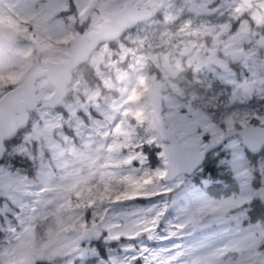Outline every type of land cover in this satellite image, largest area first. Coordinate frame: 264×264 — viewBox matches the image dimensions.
Returning a JSON list of instances; mask_svg holds the SVG:
<instances>
[{"label": "snow or ice", "instance_id": "obj_1", "mask_svg": "<svg viewBox=\"0 0 264 264\" xmlns=\"http://www.w3.org/2000/svg\"><path fill=\"white\" fill-rule=\"evenodd\" d=\"M243 4L248 10L233 0H185L179 13L187 8L189 17H221L222 22L208 19L201 25L216 35L241 33L247 30L245 25L264 29V0H256L260 9L256 12L251 11V0H243ZM174 11L170 0L167 10L161 0H0V45L19 36L30 51H45L61 43V37L74 36L90 47L111 51L112 39L118 40L133 25L147 17L167 21ZM233 22L238 26L234 28ZM185 23L192 21L189 18ZM260 35L264 37V32ZM130 39L144 43L139 35ZM118 48L126 46L120 43ZM75 51L73 48L71 54ZM14 76L0 72V264H37L45 259L50 264H76L77 258L92 252L82 242L105 233L106 241L123 237L139 243L126 246L129 255L111 264H264V225L241 227L244 199L200 202L193 197L190 205L180 204L188 189L178 170L197 161L196 149L206 134L211 133L212 143L225 136L214 124H193L185 137L187 143L169 147L163 140L184 130L178 122L164 120L160 132L144 138L163 148V166L145 170V158L139 151L142 145L135 139L139 127H132L131 120L121 122L118 117L111 125L98 122L90 109H99V105L90 102L58 111L52 93L23 87ZM240 87L246 93L256 88L247 82ZM118 126L127 128L124 136L111 134ZM227 127L229 134L234 132L231 122ZM247 127V120L240 121L239 129ZM21 129L23 135L14 140ZM101 141L108 146L111 155L107 159L112 161L101 186L95 192L89 189L86 195L76 192L74 200L61 195L64 177L59 172L77 143L88 147ZM189 147L190 154L186 153ZM14 157L35 163L38 179L12 171L7 161ZM133 161H139L141 168H133ZM237 174L248 177L249 171ZM145 180L150 183L143 184ZM138 199L148 200L150 205L132 209L123 203ZM170 207L177 211L171 221L167 219ZM165 227L167 233L161 234ZM166 239L174 242L159 249L141 242Z\"/></svg>", "mask_w": 264, "mask_h": 264}, {"label": "rangeland", "instance_id": "obj_2", "mask_svg": "<svg viewBox=\"0 0 264 264\" xmlns=\"http://www.w3.org/2000/svg\"><path fill=\"white\" fill-rule=\"evenodd\" d=\"M156 25V21L152 19L136 26V28L123 34L121 41L119 39V42L111 48V51L101 48L94 50L85 64V68L89 70L90 74L84 75L83 70L85 69L74 70L70 84L66 87V95L62 99L60 106L56 108L58 111H63V107H73L81 103L90 102L94 105H99V109L95 106L90 109L93 119L98 122H106L111 125L113 119H118V117L121 122L131 120L132 127H139L136 129L135 139L142 145L139 151L143 153L145 158L143 168L153 171L163 166V160L160 155L163 148L155 143L148 144L144 140L147 135H154L148 125L149 108L147 106L146 93L156 79L157 50L163 40L162 38L167 35L165 32L157 31ZM201 25L193 29H189L188 25H179L175 33L192 38L205 34L213 36V34H209L210 32L204 31ZM186 28L188 29L186 30ZM5 30H7V26ZM77 31H81L79 26H77ZM137 35L143 38L144 43L130 39L137 37ZM192 38L188 39L186 44L192 45L195 42ZM68 40H64L61 37L62 42L53 44L50 49L30 51L20 37L15 36L10 44L0 45V72L5 77L9 74H15L14 78H17V82H20L27 74L42 69L48 61L64 60ZM120 43H123L126 48H118ZM121 56L124 57L123 60L120 59ZM197 64H200V62ZM207 74L211 75V79L215 78L218 81L222 75L218 71L209 73L192 72L191 80L186 82V86L169 80H164L162 83L163 118L161 117V121L162 124L164 120L178 122V126L184 130L182 134L175 135L178 142L187 143L185 137L188 136L192 125L204 122L214 124L218 130L224 133L229 130L227 127L229 122L234 127L236 124L239 125L242 120L253 121L256 125L264 127V91L260 90L264 86L261 85V82L256 88V100L247 102L242 98V106L239 110L231 109L223 112L218 117V114L212 111L214 108L213 98H207L206 100L203 92H197V89L193 87L194 83L199 85L202 78ZM35 86L39 92L52 93L51 86L44 79L38 80ZM92 93H95L94 98H89ZM66 132H71V130L66 129ZM126 132V127L118 126L111 131V134L114 136L118 133L120 136H124ZM23 133L24 130L20 131L16 139L21 137ZM204 140L212 142L211 133L206 134ZM147 150L150 151V158H148L146 153ZM73 153L67 157L60 169L59 175H62L64 180L59 192L61 195L70 196L74 200L76 192L86 195L89 189L92 192L96 191L94 188L95 184L101 186V178L106 171L110 170L107 165L111 164L112 161L107 159L111 153L108 150V146L102 141L88 147H81L77 143ZM247 155L238 137L226 138L222 145L208 156L206 162L216 172H229L231 177L238 183L237 191L217 198L206 197L201 191V186L208 183L202 167L196 169V172L188 177L178 176L188 189L187 195L182 196L180 204L184 206L190 205L193 197L200 202L244 199L246 202L243 206L244 215L241 217V227L248 229L260 225L258 223L243 224L242 221L245 218L247 204L251 199H256L257 187H262L264 191V146L256 155H253L252 159ZM7 163L11 165L12 171L19 170L30 179H38V166L31 160H27L24 157H14L8 160ZM132 167L140 169L141 164L139 161H133ZM244 169L249 171L248 177H241L237 174ZM200 175L204 177L201 178L202 180L198 179L199 185L194 184L193 177ZM147 183H150V180L143 182V184ZM259 200L264 202V199ZM123 203L132 209H143L150 205L148 200L139 199ZM176 215L177 211L170 207L167 219L171 221ZM2 222V219H0V223ZM167 231L168 229L165 227L164 232L161 234H166ZM104 235L97 243L83 244V247L92 249V252L83 258H77L76 264H105V262L111 264L112 260L120 262L129 255L125 250L126 246L132 244L139 246L137 241L125 240L123 237L121 238L122 240L106 241ZM0 238H3L2 231H0ZM141 242L153 249H159L170 246L174 241L166 239L143 240ZM95 244H98V247L103 250L102 256L99 255L100 251ZM37 263L50 264L46 259L39 260ZM137 264H143V261H138Z\"/></svg>", "mask_w": 264, "mask_h": 264}, {"label": "flooded vegetation", "instance_id": "obj_3", "mask_svg": "<svg viewBox=\"0 0 264 264\" xmlns=\"http://www.w3.org/2000/svg\"><path fill=\"white\" fill-rule=\"evenodd\" d=\"M170 2L175 6V11L174 13L169 12L170 18L167 21H161L157 17L150 18V20L153 19L156 21L157 31L167 33V35L162 38L163 40L157 50L158 64L155 80L160 81L161 91L164 80L179 82L180 85L186 86V82L191 80L192 72L209 73L211 71H218L222 73L219 81L215 78L211 79V75L207 74L202 78L199 85L196 83L193 84L197 92H203L206 100L207 98H213L214 108L212 111H215L218 117H220L223 112L230 111L231 109L239 110L242 106V98L247 102L256 100V88L259 82L264 86V37L260 35L261 32H264V29L257 28L256 26L248 28V26L245 25L247 30L238 34L226 33L223 35H216L214 32H210L209 34H213V36L207 34L197 36L196 38L187 35L182 36L175 33L179 25H188L189 29H193L199 27L201 24L208 23V19L212 22H222V18L215 16L198 17L195 15L189 17L187 8H185L184 13L181 15L179 9L184 6L185 0H170ZM233 3L241 5L243 4V0H233ZM162 7L164 10H167L168 0L162 1ZM242 9L248 10V6L242 7ZM251 11L256 12L260 11V9L252 4ZM261 14L264 15V12H261ZM173 15H175V19L171 18ZM189 18L192 23L186 24L185 21ZM145 22L147 21H143L140 24ZM136 26L130 30L136 28ZM237 26V23L233 22V27L235 28ZM188 28H186V30ZM191 38L194 39L195 42H193L192 45L186 44L187 40ZM119 39L121 41V37ZM118 40L116 39L111 43V48L119 42ZM198 62H200V64H197ZM163 63L170 68V71L175 72L172 77L164 72ZM245 82L254 83L256 88L246 93L240 87ZM248 125L259 126L253 123V121L248 122ZM234 129L239 130L237 124L234 125L231 130ZM228 131L230 130H227L224 134ZM234 136L238 137L236 135ZM206 142L208 141L204 140L202 144ZM218 148L212 150L208 154H204L202 163L198 168L203 167L205 176L206 160L208 156ZM1 162L3 161H0V163ZM195 172L196 171L192 174Z\"/></svg>", "mask_w": 264, "mask_h": 264}, {"label": "water", "instance_id": "obj_4", "mask_svg": "<svg viewBox=\"0 0 264 264\" xmlns=\"http://www.w3.org/2000/svg\"><path fill=\"white\" fill-rule=\"evenodd\" d=\"M161 0V4H162ZM151 17L145 18L144 21L150 20ZM136 25H133V28ZM130 28V29H131ZM121 37V36H120ZM119 37V38H120ZM111 39V37H110ZM116 39H112V42ZM75 48V54L72 53V49ZM95 46H88L83 42H79L73 36L70 38L66 44V56L64 60L60 61H48L45 63L42 69L36 70L35 72L27 74L18 84L36 90V82L40 79H44L52 88V94L54 95L58 108L61 104L62 99L66 95V87L70 84L71 76L74 70L81 64L87 63L91 53L96 50ZM163 70L166 74L172 77L175 72L170 71V68L163 63ZM37 91V90H36ZM161 83L159 80H154L150 85L149 90L146 93L147 106L149 108V119L148 125L153 134L160 132L163 128L161 121V111H162V99H161ZM24 129H21L22 131ZM236 130V131H235ZM233 133L229 134V131L220 140L215 143L206 142L197 147L198 159L195 163L182 166L177 175L178 176H190L196 169L201 165L204 154H208L212 150L218 148L226 138L232 137L234 135L238 136L239 141L246 153L250 155H256L261 148L264 146V127L262 126H252L248 125L247 129H234ZM175 143H180L176 139L175 135L168 136L163 140V144L171 147ZM192 148L186 149V153L190 154ZM256 199H264V191L262 187H257L256 189ZM102 235L92 236L82 242L84 243H97Z\"/></svg>", "mask_w": 264, "mask_h": 264}, {"label": "trees", "instance_id": "obj_5", "mask_svg": "<svg viewBox=\"0 0 264 264\" xmlns=\"http://www.w3.org/2000/svg\"><path fill=\"white\" fill-rule=\"evenodd\" d=\"M79 30V29H78ZM86 64V63H85ZM81 64L79 65L75 70H83L84 75H89L90 72L88 69H86V65ZM19 83V82H17ZM18 136V134H17ZM14 140L16 137L13 138ZM146 153L148 154V158H150V151L147 150ZM248 156V155H247ZM250 159L253 158V155L248 156ZM204 176L200 175L198 177H193L194 184L199 185L197 182L198 179L202 180ZM206 180L208 183L206 185L201 186V191L203 194L206 195V197L210 198H217L220 196H227L231 193H234L238 189V183L235 179H233L229 172L222 171V172H216V170L208 163L206 162ZM255 184V183H253ZM100 187V185L95 184L94 188L95 190ZM242 223H258L260 225H264V202H261L258 199H251L249 203L247 204V209L245 212V218L243 219ZM122 240V239H121ZM95 246L101 251V249L98 247V244H95Z\"/></svg>", "mask_w": 264, "mask_h": 264}, {"label": "clouds", "instance_id": "obj_6", "mask_svg": "<svg viewBox=\"0 0 264 264\" xmlns=\"http://www.w3.org/2000/svg\"><path fill=\"white\" fill-rule=\"evenodd\" d=\"M251 2H252L253 5H256V0H251ZM241 6H242V7H246L247 5L241 4ZM101 62H103V61H101ZM94 96H95V93H92V94L89 96V98H94ZM97 189H98V188H97ZM97 189H96V190H97Z\"/></svg>", "mask_w": 264, "mask_h": 264}]
</instances>
